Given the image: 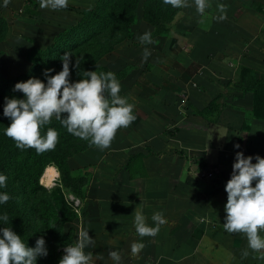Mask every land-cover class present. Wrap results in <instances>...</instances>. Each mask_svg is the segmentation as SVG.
<instances>
[{
	"label": "rangeland",
	"instance_id": "374dc122",
	"mask_svg": "<svg viewBox=\"0 0 264 264\" xmlns=\"http://www.w3.org/2000/svg\"><path fill=\"white\" fill-rule=\"evenodd\" d=\"M188 2L191 7L173 8L163 0H80L53 15L47 8H40L42 15L27 13L21 32L15 27L7 32V26L0 25V122L3 128L11 123L3 115L5 99L24 98L22 93L13 91L15 84L29 78L46 83L44 71L53 69L51 75L61 71L60 57L65 52L72 54L70 82L85 78L83 71L114 73L121 85L120 95L134 105L136 117L130 126L116 133L111 146L103 151L69 134L53 117L42 134L48 127L59 133L58 143L51 152L59 150L64 154L69 173L61 177L56 166L48 163L54 180L51 184L43 183L41 177L43 189L36 194L27 193L18 183L10 184L8 178L6 187H0V194L10 196L7 203L0 204V216H8V223L0 220V228L11 227L28 247L41 237L45 240L51 257H43L36 264H59L63 249L75 245L81 229L87 230L94 240L93 245L85 248L86 254L92 253V264H116L109 257L112 251L120 254L119 264H167L165 260L169 255H183L182 236L173 240L171 236L138 238L121 234L123 223L129 221V216L123 220V197L133 193L132 187L121 188L123 182L119 184V181L123 170L130 179L137 175L144 177L143 158L148 154L154 156L147 161L148 167L157 166L154 158L165 150L155 152L144 141L151 132L168 138L182 127L175 116L185 105L186 82L199 68L191 58L206 54V45L216 48L213 33H205L198 42L187 33L188 15L199 16L193 0ZM210 4L208 9L214 11V1ZM31 8L36 11L35 3ZM146 31L152 34V44L138 40ZM32 47L47 49V54L40 61L30 63L24 54ZM145 48L151 53L146 61L143 60ZM76 59L80 60L78 69L72 67ZM4 133L5 130L0 139V146H5L0 162L18 150ZM164 143L162 140L161 147L166 148ZM169 150L182 152L181 148ZM95 170L108 176L101 181L94 175ZM152 195V192L144 194ZM43 199L50 200L57 215L53 231L48 234L43 232L36 216L38 202ZM133 242L145 245L136 255L131 253Z\"/></svg>",
	"mask_w": 264,
	"mask_h": 264
},
{
	"label": "crops",
	"instance_id": "0c3cea01",
	"mask_svg": "<svg viewBox=\"0 0 264 264\" xmlns=\"http://www.w3.org/2000/svg\"><path fill=\"white\" fill-rule=\"evenodd\" d=\"M30 1L37 6L38 15H42L39 0ZM78 1L68 0V6L73 7ZM213 1L214 11L206 9L203 16L187 14V33L193 40L201 41L205 33H213L217 45L214 49L206 45V54L191 58L199 68L186 82L185 105L175 116L182 127L168 138L151 132L144 141L155 152L165 150L154 158L156 167L147 165L153 154L143 158L144 177L137 175L130 179L128 172L118 171L119 184L123 182L121 188L132 187L133 193L123 197V220L129 216V221L123 223L121 234L139 238L134 227L135 212H142L150 227L156 226L153 214L162 212L167 223L160 226L156 236H171L173 240L182 236L184 241L183 255H169L167 264H264V260L255 258L259 253L248 248L244 234H230L223 228L227 203L224 189L231 178L236 153L264 158V118L249 117L252 92L235 83L239 68L245 67L253 77V87L264 90V13L259 9L264 0H209V3ZM217 4L228 6L227 19H216L220 15ZM25 7L24 0H10L7 7L0 0V19L7 32L13 27L21 32L25 27ZM50 11L52 15L56 13ZM213 97L219 104L218 115H210L216 116L215 119L209 121L193 113L204 108ZM162 140L166 148L161 147ZM173 147L181 148L183 153L180 150L172 153L169 149ZM255 162L253 159L252 163ZM208 171L211 176H207ZM94 175L101 181L108 176L97 170ZM252 186L255 187V182ZM148 192L153 193L152 197L144 196ZM98 232L101 234L102 230ZM260 235L264 237V232ZM169 250L172 253V248ZM244 250L249 252L246 258H242Z\"/></svg>",
	"mask_w": 264,
	"mask_h": 264
},
{
	"label": "clouds",
	"instance_id": "9594fccd",
	"mask_svg": "<svg viewBox=\"0 0 264 264\" xmlns=\"http://www.w3.org/2000/svg\"><path fill=\"white\" fill-rule=\"evenodd\" d=\"M196 11L203 16L211 7L209 0H193ZM10 0H4V6ZM165 5L173 8H187L192 5L188 0H163ZM41 9L53 11L66 9L68 0H39ZM227 5L217 4L220 15L217 20L227 19ZM142 44H152V34L146 31L138 37ZM150 51L145 48L143 60H147ZM72 54L65 52L60 57L62 70L51 75L53 69L44 71L46 83L37 78L15 84L13 91L23 94V99H5L3 115L11 123L5 128V136L10 138L17 149H34L43 154L53 151L58 143L59 133L51 127L45 134L42 129L55 117L67 132L76 138L87 141L89 147L101 151L109 148L121 128H127L136 119L133 115L134 105L120 95L121 85L112 72L83 71L85 78L70 82V64ZM80 60L76 59L74 68H79ZM239 148V145H234ZM255 159V163L252 160ZM7 177L0 174V187H6ZM255 182V187L252 186ZM227 203L223 228L227 233H242L247 238L248 248L259 253L256 259L264 260V158L260 156L245 157L237 152L232 165L231 178L225 186ZM10 196L0 194V204L7 203ZM0 220L8 223L7 214ZM155 227L146 223L142 212H135L134 227L140 237L156 236L160 226L167 223L162 212L152 216ZM87 230L81 229L75 245L66 246L59 264H92V253H85V248L93 245ZM145 245L140 242L131 244V253L138 254ZM48 255L45 240H36L35 247H28L11 227L0 228V264H36L38 257ZM248 250L242 252V258L248 257ZM109 257L119 264L121 257L116 251L109 252ZM102 258V257H101Z\"/></svg>",
	"mask_w": 264,
	"mask_h": 264
},
{
	"label": "trees",
	"instance_id": "16d2710c",
	"mask_svg": "<svg viewBox=\"0 0 264 264\" xmlns=\"http://www.w3.org/2000/svg\"><path fill=\"white\" fill-rule=\"evenodd\" d=\"M26 7V13H33L38 15V12L32 10L30 0H24ZM264 13V6L259 8ZM78 24H82L78 22ZM0 25H4L3 21L0 19ZM79 27V25H75ZM47 54L46 50H41L37 47H32L27 50L24 54L25 59L30 63H36L45 57ZM243 79V81L240 80ZM237 86L241 87L243 90L250 89L253 95V103L248 111V115L251 118L261 119L264 118V90L253 87V77L250 76L249 70L245 67H240L238 70V79L235 81ZM219 104L217 103L216 97H213L207 105L202 109L193 110L194 114L200 115L212 121L211 114L218 115ZM3 122H0V139L2 138L1 133L5 130L2 127ZM7 128V126H6ZM5 146H0V155L4 150ZM131 156H129L130 158ZM48 163H53L61 177H64L69 173L67 167L65 156L61 151H46L43 154H37L34 149L25 150H15L14 152L8 154L3 162H0V173H4L7 176L10 184L18 183L21 188L30 194H36L43 189L40 184V178L43 176V172ZM203 166V165H202ZM42 179V178H41ZM36 216L41 223V228L44 233H52L53 223L57 220V215L55 209L51 205L50 200L43 199L38 202ZM35 247V245L31 246ZM48 255L46 257L50 258L51 253L47 250ZM43 257H38L37 261L40 262Z\"/></svg>",
	"mask_w": 264,
	"mask_h": 264
},
{
	"label": "bare ground",
	"instance_id": "6f19581e",
	"mask_svg": "<svg viewBox=\"0 0 264 264\" xmlns=\"http://www.w3.org/2000/svg\"><path fill=\"white\" fill-rule=\"evenodd\" d=\"M54 180V174L50 166L46 167L43 176H42V182L51 184Z\"/></svg>",
	"mask_w": 264,
	"mask_h": 264
},
{
	"label": "built area",
	"instance_id": "2783aa9c",
	"mask_svg": "<svg viewBox=\"0 0 264 264\" xmlns=\"http://www.w3.org/2000/svg\"><path fill=\"white\" fill-rule=\"evenodd\" d=\"M211 171V170H210ZM210 171H208V173H207V176H211V172Z\"/></svg>",
	"mask_w": 264,
	"mask_h": 264
}]
</instances>
